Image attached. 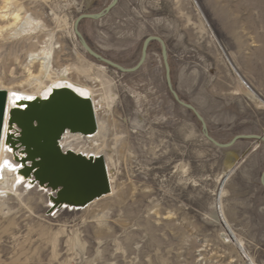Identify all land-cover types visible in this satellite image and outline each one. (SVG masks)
Here are the masks:
<instances>
[{"label": "rangeland", "instance_id": "374dc122", "mask_svg": "<svg viewBox=\"0 0 264 264\" xmlns=\"http://www.w3.org/2000/svg\"><path fill=\"white\" fill-rule=\"evenodd\" d=\"M21 1L56 32L57 65L84 72L74 80L96 91L106 128L99 144L115 191L81 210L51 211L49 191L19 184L20 196L0 199V264H264V144L242 140L219 150L209 143L171 95L158 42L132 74L91 57L74 38V23L113 0ZM195 1L208 24L193 0H119L102 19L83 20L79 32L125 69L140 62L147 38H162L174 89L213 139L264 136V0ZM35 49L28 37L0 38V83L22 80ZM234 167L221 203L244 254L225 236L216 204Z\"/></svg>", "mask_w": 264, "mask_h": 264}, {"label": "bare ground", "instance_id": "6f19581e", "mask_svg": "<svg viewBox=\"0 0 264 264\" xmlns=\"http://www.w3.org/2000/svg\"><path fill=\"white\" fill-rule=\"evenodd\" d=\"M193 1L199 16L207 23L202 8L197 1ZM53 31L28 11L21 0H1L0 38L8 41L28 37L32 47L36 49L27 56L26 76L22 80L14 81V85L8 86L0 83V92L7 93L0 141V164L7 160L12 164L25 165L16 172L7 168L0 172V199L3 195L20 196L21 183L29 187L38 185L49 191L51 211L68 206L76 209L90 206L98 200L88 204L87 198L91 194L108 191V194L101 197L104 199L109 195L113 196L115 191L114 178L107 172L105 160L102 158V146L99 144L101 139L105 140L106 128L99 119L96 91L74 80V72H84L77 68L57 65L56 59L62 48L55 46L56 32ZM213 37L215 38V35ZM244 85L249 86L245 82ZM249 88L251 87L247 89L253 99H262ZM12 93L31 99L19 100L16 106H13L10 100ZM83 140L92 143L90 149L78 147V141ZM6 148H11L12 151L8 152ZM66 156L70 158L71 163L77 158H82L80 166L103 173L100 184H89L92 181H82L80 177H75L70 181L69 189L65 188L58 195L57 192L54 194L53 191H56L58 185L64 183L62 166L67 169L70 165V162H65ZM233 171L234 168L224 177H230ZM50 180L53 190L45 186ZM223 186L224 181L217 196L218 221L224 227L225 236L244 254V244L233 232L223 212Z\"/></svg>", "mask_w": 264, "mask_h": 264}, {"label": "water", "instance_id": "95a60500", "mask_svg": "<svg viewBox=\"0 0 264 264\" xmlns=\"http://www.w3.org/2000/svg\"><path fill=\"white\" fill-rule=\"evenodd\" d=\"M119 0H113V2L101 13L96 14V15H82L80 16L75 24H74V28H75V35L80 39L81 44L84 48V50L94 59L98 60L99 62L112 67L114 69H117L118 71H120L121 73L124 74H132L135 73L137 71H139L143 65L146 63L147 58H148V49L149 46L152 42H158L161 47H162V57H163V61H164V67H165V73H166V83L168 86V89L171 93V95L173 96L174 100L176 101V103L181 106L182 108L191 111L195 117L200 121V123L202 124L203 127V133L205 138L207 139V141L209 143H211L215 148L219 149V150H229L231 148H233L239 141L242 140H253L256 141L258 143H263L264 144V136H257V135H239L237 137H235L230 143L228 144H220L219 142H217L215 139H213L209 132H208V127H207V123L205 121V119L203 118V116L199 113V111L193 107L192 105L184 102L181 100L179 94L177 93V91L174 89L173 87V83H172V71H171V66L169 63V56H168V52H167V47L166 44L164 42V40L160 37H149L145 40L144 45H143V50H142V57L140 62L137 64L136 67H134L133 69H125L123 67H121L118 64H115L105 58H103L102 56H100L99 54H97L96 52H94L89 45L87 44V42L84 40L83 36L81 35V33L79 32V25L83 20H100L102 19L105 15H107L111 10H113L117 4H118ZM206 17V16H205ZM206 19V18H205ZM207 21V19H206ZM208 24V21H207ZM249 87V86H247ZM250 89V88H249ZM251 91H253V93L255 92L253 89H250ZM6 98H7V93L5 92H0V141H1V134H2V129H3V121H4V115H5V109H6ZM89 117V116H88ZM82 160V158H77L76 161L74 163H71L72 161L70 160L69 157H65V162L68 161V163L70 162V165L68 166L67 169H65L63 166L62 168L63 170V174H64V183L61 185H58L56 191H53V193L56 195H58L59 192L63 191L65 188L69 189V183L70 181H72V179L74 180L75 177H80V180H86L87 182L92 181V183L89 182V184H94V185H99L101 182V177L103 175V173H101L100 171L97 170H87L84 167L80 166V161ZM38 169V168H37ZM35 169V171L37 170ZM236 168L234 167V172H235ZM229 178V177H228ZM227 178V179H228ZM77 179V178H76ZM226 179V180H227ZM85 182V181H84ZM261 183L264 186V173L262 174L261 177ZM52 182L51 180L46 182L47 189L53 190L52 186H51ZM108 194V191L102 192V193H94L91 194L87 199L88 204H90L91 202L103 197L104 195Z\"/></svg>", "mask_w": 264, "mask_h": 264}, {"label": "snow or ice", "instance_id": "6c2138e0", "mask_svg": "<svg viewBox=\"0 0 264 264\" xmlns=\"http://www.w3.org/2000/svg\"><path fill=\"white\" fill-rule=\"evenodd\" d=\"M26 99H31V97H27V96H20L17 93H12L10 100L13 106H16L17 101L19 100H26ZM5 131H7V128L5 129ZM6 151L11 152L12 149L11 148H6ZM25 165L23 163H18V164H12L9 161L5 160L3 161L2 164H0V172L3 171L4 168L9 169L10 171L16 172L19 169L23 168ZM21 182H22V178Z\"/></svg>", "mask_w": 264, "mask_h": 264}, {"label": "crops", "instance_id": "0c3cea01", "mask_svg": "<svg viewBox=\"0 0 264 264\" xmlns=\"http://www.w3.org/2000/svg\"><path fill=\"white\" fill-rule=\"evenodd\" d=\"M233 172H234V171H233ZM227 173H228V172H227ZM227 173H226V174H227ZM228 176H229V175H228ZM227 178H228V177H227ZM227 178H226V177L223 178L224 184H225ZM224 194H225V193H224ZM225 217H226V216H225ZM227 221H228V220H227ZM238 239H239V238H238ZM239 240H240V239H239ZM240 241L243 243L242 240H240ZM243 244H244V243H243Z\"/></svg>", "mask_w": 264, "mask_h": 264}]
</instances>
